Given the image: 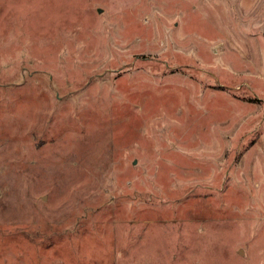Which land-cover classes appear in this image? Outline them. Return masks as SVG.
Returning <instances> with one entry per match:
<instances>
[{"label":"rangeland","instance_id":"1","mask_svg":"<svg viewBox=\"0 0 264 264\" xmlns=\"http://www.w3.org/2000/svg\"><path fill=\"white\" fill-rule=\"evenodd\" d=\"M0 264H264V0H0Z\"/></svg>","mask_w":264,"mask_h":264}]
</instances>
